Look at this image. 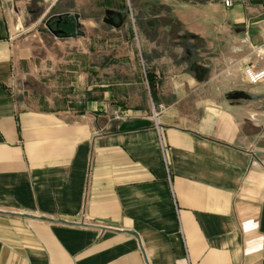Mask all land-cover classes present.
<instances>
[{"label":"crops","instance_id":"crops-1","mask_svg":"<svg viewBox=\"0 0 264 264\" xmlns=\"http://www.w3.org/2000/svg\"><path fill=\"white\" fill-rule=\"evenodd\" d=\"M8 1L0 0V264H264V117L228 100L245 90L220 81L234 67L264 71V25L248 35L264 9L157 0L137 41L158 113L131 116L122 123L151 126L121 133L114 83L98 84L91 69L54 76L37 66V37L20 38ZM112 12L120 26L123 12Z\"/></svg>","mask_w":264,"mask_h":264},{"label":"rangeland","instance_id":"rangeland-1","mask_svg":"<svg viewBox=\"0 0 264 264\" xmlns=\"http://www.w3.org/2000/svg\"><path fill=\"white\" fill-rule=\"evenodd\" d=\"M157 7V0H9L7 2L9 21L20 33V38L37 37L31 41L37 66L43 64L47 69H55L54 76L58 73L57 69H77L80 73L91 69L97 71L98 84L106 80L114 83L113 129L115 131H118L123 121L132 120L131 116L137 113L145 114L146 117L152 115L155 117L158 113L152 98L143 90L144 84H147L143 74H147L150 70L139 55L137 41L140 36V24L148 18L149 9L156 11ZM109 11L123 12L120 26L116 27L110 15H107ZM67 14L78 17L77 35L61 38L49 31L48 25L51 19L62 18ZM160 20L169 23L171 18L165 12ZM172 28H176V25L172 24ZM241 51L242 55L248 54L244 46H241ZM219 62L225 63L224 60ZM259 62L258 60V64ZM217 68L219 71L223 69L221 65ZM248 71L246 67L240 70L234 67L231 69V74L223 75L220 81L245 90L244 92L254 100L241 102L249 103L264 117V80L251 84ZM127 84H130L128 88ZM38 90L41 92V88ZM232 93L234 92H230L229 95ZM98 94L100 95V92ZM263 119L260 121L262 122Z\"/></svg>","mask_w":264,"mask_h":264},{"label":"water","instance_id":"water-1","mask_svg":"<svg viewBox=\"0 0 264 264\" xmlns=\"http://www.w3.org/2000/svg\"><path fill=\"white\" fill-rule=\"evenodd\" d=\"M250 5L255 7H262L264 9V0H249ZM115 14L112 11L107 12V15ZM77 19L78 17L75 16ZM122 24V20L120 19V25ZM261 24L264 25V13L259 15L256 18H253L249 21L248 27V35L250 39L258 37L261 32ZM56 35V33H54ZM262 38L264 39V33H262ZM228 100L230 101H251L254 100L252 96L248 95L245 92H234L228 96ZM151 126V122L143 121V120H136L133 122H124L118 128V131L123 132H130L135 131L142 128H148Z\"/></svg>","mask_w":264,"mask_h":264},{"label":"flooded vegetation","instance_id":"flooded-vegetation-1","mask_svg":"<svg viewBox=\"0 0 264 264\" xmlns=\"http://www.w3.org/2000/svg\"><path fill=\"white\" fill-rule=\"evenodd\" d=\"M74 14H67L62 18H53L49 23V31L52 33H56V36L61 38H69L74 37L79 28L78 19L75 17ZM116 14L110 16L113 22L118 25L119 20L115 18ZM114 23H111L112 25Z\"/></svg>","mask_w":264,"mask_h":264},{"label":"built area","instance_id":"built-area-1","mask_svg":"<svg viewBox=\"0 0 264 264\" xmlns=\"http://www.w3.org/2000/svg\"><path fill=\"white\" fill-rule=\"evenodd\" d=\"M224 5L226 7H229V6H231V2L229 0H225ZM248 76H249V82L251 84H257V83L264 80V71H259L257 73H252V72L248 71Z\"/></svg>","mask_w":264,"mask_h":264},{"label":"trees","instance_id":"trees-1","mask_svg":"<svg viewBox=\"0 0 264 264\" xmlns=\"http://www.w3.org/2000/svg\"><path fill=\"white\" fill-rule=\"evenodd\" d=\"M148 81H149V84L151 86L152 85V80L150 79V77H148Z\"/></svg>","mask_w":264,"mask_h":264}]
</instances>
